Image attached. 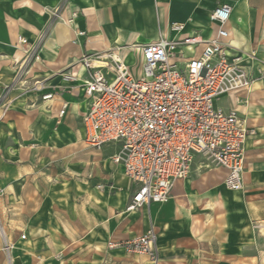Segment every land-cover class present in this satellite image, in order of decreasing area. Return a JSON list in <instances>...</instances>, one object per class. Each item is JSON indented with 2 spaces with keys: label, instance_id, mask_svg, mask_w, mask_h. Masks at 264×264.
I'll use <instances>...</instances> for the list:
<instances>
[{
  "label": "crops",
  "instance_id": "obj_1",
  "mask_svg": "<svg viewBox=\"0 0 264 264\" xmlns=\"http://www.w3.org/2000/svg\"><path fill=\"white\" fill-rule=\"evenodd\" d=\"M219 6L230 8L225 25L231 45L227 59L240 65L249 81L246 89L227 92L215 100L216 107L235 112L250 131L244 145L242 190L228 189L225 172L218 168L209 176L207 173L205 195L199 194L200 184L186 177L175 182L168 200L145 205L135 214L127 211L135 186L124 176L122 167L115 165L123 174L114 175L115 185L118 187L119 177L134 187L130 200L125 205L120 198L99 205L106 206L111 222L123 207L128 222L135 216L144 220L139 235L112 241L130 240L153 230L158 264H264V249L252 246L255 238L249 226L255 218L264 220V202L255 200H264V0H0V103H8L7 110L0 111V202H16L19 219L29 222L28 235L22 241L12 236L8 214L0 209L2 236L12 244L14 264H23L25 258L27 264L43 263L84 237L64 232L43 209L45 204L34 209L33 202L41 192L50 194V166L56 149L74 146L83 155L85 149L92 150L99 162L108 152L109 163L103 161L104 168L114 165L110 158L118 145L95 150L83 142L82 116L89 100L83 95L86 74L76 65L79 58L113 52L129 68L139 61V47L160 36L169 40L197 36L208 41L216 31L209 16ZM171 24L183 25V31L171 32ZM19 38L27 44L17 48ZM32 47V56L38 61L25 53ZM181 51L184 59L192 56L186 49ZM70 72L75 79L65 81L64 75ZM35 82H41L42 93H54L53 100L42 101L31 90ZM62 104H66V111L59 117ZM96 217L102 219L98 214ZM263 225L264 221L259 225L261 236ZM97 238L89 242L85 237L83 244L92 248L100 243ZM108 251L110 257L126 253L122 249ZM139 260L151 264L145 255Z\"/></svg>",
  "mask_w": 264,
  "mask_h": 264
},
{
  "label": "built area",
  "instance_id": "obj_2",
  "mask_svg": "<svg viewBox=\"0 0 264 264\" xmlns=\"http://www.w3.org/2000/svg\"><path fill=\"white\" fill-rule=\"evenodd\" d=\"M229 15L228 6L211 12L216 31L208 41L197 36L176 40L160 36L140 46L139 61L129 68L107 57L108 52L83 55L77 61L86 74L82 89L89 100L82 116L83 142L95 150L118 145L110 161L121 166L135 186L128 212L168 200L175 182L188 176L197 156L224 170L228 189L242 190L244 145L250 131L235 112L215 106L219 96L249 85L241 66L226 56L231 47L225 27ZM170 31L178 34L183 25L171 24ZM26 44L19 38L17 48ZM182 49L192 56L184 59ZM34 51L32 47L25 53L32 58ZM33 58L38 61L37 56ZM63 79L73 81L75 75L70 72ZM31 90L42 101L55 97L52 92L42 93L41 82H35ZM7 104L0 103L2 113ZM65 111L62 104L58 116ZM156 240V233L149 230L130 240L110 241L107 248L145 255L151 264H158Z\"/></svg>",
  "mask_w": 264,
  "mask_h": 264
},
{
  "label": "rangeland",
  "instance_id": "obj_3",
  "mask_svg": "<svg viewBox=\"0 0 264 264\" xmlns=\"http://www.w3.org/2000/svg\"><path fill=\"white\" fill-rule=\"evenodd\" d=\"M84 152L87 153V157L84 156L85 153L83 155V152H80L74 146L62 150L56 149L52 156L54 164L50 166L53 171V179L49 187L44 185V187L50 188V194L48 195V193L43 191L37 198V202H33L36 210L40 209V204H45L43 209L47 211L48 215L54 217L57 225L64 232L72 231V234L76 232L84 237L74 240L77 243L72 247H65L54 254V256H51V258H45L43 263L40 264H143L139 260L141 254H128L121 251L122 254L120 256L110 257L107 245L112 240L126 239L139 235L144 226V220L142 222V219H137L138 216H135V219L130 218V222H128V214L123 212V207L118 209L115 221L111 222L106 216V206L99 205V202H115L117 198H120L121 204L125 205L130 200L134 187L119 177L117 179L118 187L115 185L113 177L115 174L123 176L122 169L115 165H111L112 168L109 170L104 168L105 163L103 161H106L107 164L109 163L107 160L108 152L103 153L102 161L100 162L96 161L92 150L85 149ZM217 169L218 167L210 159L198 156L193 160L187 178L191 177L197 184H200L202 190L199 191V194L205 195V188L209 186L207 173H209V176L215 173ZM109 187L113 188L108 189ZM255 200L264 202V200L258 198ZM51 202H55L56 206H53ZM58 202H71V204L59 206L57 205L59 204ZM30 203L32 202H27V204ZM1 205L0 209L6 210L8 220L12 225V228L9 229L13 233L12 236H19V239L24 241L25 239H21V237H27L28 235L26 233L29 225L28 220L25 218L19 219L16 202H0ZM138 213L140 211H136L135 214ZM96 214L101 216L102 219L96 217ZM263 221L255 218L249 226L255 238L252 246L264 249V236H261L259 232V225ZM1 228L0 264H14L15 254H12V244L2 236ZM85 237L89 242L96 237L100 243L92 248L85 246L82 240ZM82 247L87 249V251H83ZM74 249L79 250V254L75 253L76 250ZM19 251L22 252L21 249ZM81 251L84 253H81ZM27 263V258H25L23 264Z\"/></svg>",
  "mask_w": 264,
  "mask_h": 264
},
{
  "label": "bare ground",
  "instance_id": "obj_4",
  "mask_svg": "<svg viewBox=\"0 0 264 264\" xmlns=\"http://www.w3.org/2000/svg\"><path fill=\"white\" fill-rule=\"evenodd\" d=\"M107 55H110V56H107V57H109L110 59H112L114 62H116L118 64H120V63L123 64L122 61H121V59L116 54H114L113 52H110V54H107ZM262 227L264 228V225Z\"/></svg>",
  "mask_w": 264,
  "mask_h": 264
}]
</instances>
